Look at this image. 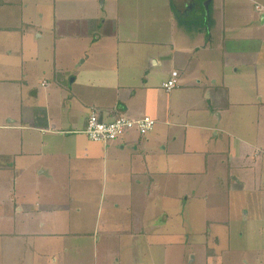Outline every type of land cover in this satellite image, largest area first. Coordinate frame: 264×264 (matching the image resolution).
Here are the masks:
<instances>
[{
    "label": "crops",
    "instance_id": "1",
    "mask_svg": "<svg viewBox=\"0 0 264 264\" xmlns=\"http://www.w3.org/2000/svg\"><path fill=\"white\" fill-rule=\"evenodd\" d=\"M243 8L227 0H0V178L12 173L9 183L0 179V219L23 224L16 232L0 230L2 242L13 235L23 239L17 248L2 246L0 255L11 254L19 263L22 254L23 263L35 264L56 251L49 241L65 238L61 231L80 246L93 239L98 255L103 217L117 213L80 200L79 193L72 198L67 188L128 190L139 211L145 204L135 190L159 194L162 187L175 194L169 186L178 173L206 174L207 182L214 173L217 192L226 184H240L241 190L257 184L264 170V128L254 146L231 154L225 137L233 145L239 137L220 127L221 114L246 106L256 109L258 127L264 125V38L255 33L256 18L264 25V7L256 4L246 16ZM173 71L178 84L167 90L163 83ZM95 110L105 120L148 115L156 123L145 135L133 129L104 143L83 132ZM225 155L249 177L227 181ZM67 216L72 220L62 224ZM166 219L159 214L153 225ZM217 222L228 235L235 230L231 219ZM135 228H107L103 237H130ZM210 237L208 258L220 245L218 235ZM256 247L264 249L262 240Z\"/></svg>",
    "mask_w": 264,
    "mask_h": 264
},
{
    "label": "rangeland",
    "instance_id": "2",
    "mask_svg": "<svg viewBox=\"0 0 264 264\" xmlns=\"http://www.w3.org/2000/svg\"><path fill=\"white\" fill-rule=\"evenodd\" d=\"M227 4L247 7V9L243 8L244 16H246V12L255 10L256 4L264 7V0H227ZM261 24L260 17L256 18L255 33L264 38V25ZM261 62L264 63V61ZM238 74L239 77L243 78L240 72ZM34 75L38 76L37 73H34ZM247 96L250 100H254L253 98L256 97L250 91H248ZM256 115V109L249 106L243 107V109L242 107H235L230 111V114L227 115L226 112L223 115L221 114L223 117L220 124L221 129L231 131L239 137L236 145L231 144V141L228 142V137H225L223 146L226 147L229 153L233 154L248 149L245 145L247 143L252 142L250 143L252 146L256 144L255 137L257 133L260 137L258 129L264 128L262 124V127H258L257 120L259 119ZM251 118H253V121H251ZM197 150L201 151L203 149ZM197 157L193 158L191 156L190 158L196 160ZM223 159L227 169L231 172V175H227V181L230 182L234 176L239 178L242 176L245 179L249 177L248 174L236 170L235 164L238 162L229 160L227 155ZM3 161L6 162V159L3 158ZM255 169L260 170L258 165ZM187 172L186 175L178 173L173 178L169 189L173 190L175 194L167 192L162 187L159 189V194L153 189L145 193L144 191L137 192L135 190L133 194L136 197L138 196L137 199L145 204V209L142 208L139 211L132 206V195L126 196L128 190H122L119 193L118 190L111 189L110 186V188L105 187L104 189L101 184L95 191H90L87 188L72 187L71 190L67 188V191L71 192V197L79 193L80 200L103 204L105 209L117 213V216L105 215L103 217L104 222H101L100 234L97 238L98 255H95V248L92 247L93 239L84 240V245L80 246L70 238L68 232L63 233L61 231L65 238H61L59 242L56 239L49 241L51 248L56 251L46 259L37 257L35 264H40L42 260L54 258H57L59 263L61 261V264H86L94 260H98V264H264V249L257 250L256 247L259 240L264 243V234L263 236L260 235V227L264 230V170L261 176L256 175L258 180L255 186L252 185L253 188L247 186L244 190H241L238 188L242 187L240 184L234 185L231 183V185L226 184L221 192L216 191L215 184L218 183L212 182L214 173L209 174L208 179H211V181L208 180L207 182L206 174H189V171ZM252 173L254 172L250 174ZM88 177L92 176L89 175ZM11 178L12 173L9 172L3 174L2 179H0L2 183H9ZM87 182L88 180H85V183ZM164 184L162 180L161 186H164ZM112 187L115 188V185H112ZM8 188H10V185L7 186ZM248 188L253 190L250 191ZM168 194L175 197H170ZM143 195L145 196L143 197ZM17 196L22 198V195L18 192ZM3 197H9L8 193ZM127 207H131L128 215L125 213ZM91 209L93 210V208ZM159 214H165L167 221L162 226L155 227L152 220H155ZM241 216L254 219L234 221L235 217L238 220V217ZM75 218L78 217L75 216ZM230 219V224L235 226V230L232 232L231 229L228 235L226 234L228 231L225 230L223 224L217 221ZM71 220L72 218L67 216L62 224H69ZM90 224L94 225L95 230L97 224L93 221H90ZM128 226H135L136 228L132 230L138 234L132 233L130 237H126V233L123 232L121 234L122 238L118 237L111 240L103 237V234L107 232V228L110 232L117 230L122 232ZM22 228L23 224L11 217L0 219V230L13 232L15 229L18 231ZM140 230H143L144 234ZM239 230L246 231V233L241 235L242 233ZM213 235L219 236L220 245L216 247L217 255L208 258L206 247L213 245V238L210 237ZM8 237L9 239L3 242L0 237V249L2 246L6 247L8 245L17 248L23 244L22 238L16 239L14 235V238L12 236ZM228 242H231L230 247ZM69 247L70 251L67 253ZM23 256L20 254L18 263L11 254L0 255V264H27L26 261L23 263ZM116 260L118 262H115Z\"/></svg>",
    "mask_w": 264,
    "mask_h": 264
},
{
    "label": "built area",
    "instance_id": "3",
    "mask_svg": "<svg viewBox=\"0 0 264 264\" xmlns=\"http://www.w3.org/2000/svg\"><path fill=\"white\" fill-rule=\"evenodd\" d=\"M177 76L178 73L173 71L171 78L163 83V87L167 90L174 88L178 84ZM155 123V119L148 115L135 119L122 115L105 120L101 119L95 110L89 114L83 132L92 140L109 143L125 136L133 129L145 135L154 128Z\"/></svg>",
    "mask_w": 264,
    "mask_h": 264
}]
</instances>
